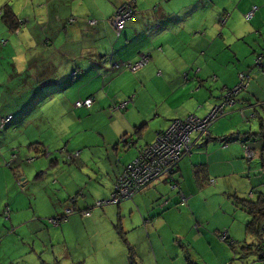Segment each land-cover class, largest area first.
<instances>
[{"label":"crops","instance_id":"crops-1","mask_svg":"<svg viewBox=\"0 0 264 264\" xmlns=\"http://www.w3.org/2000/svg\"><path fill=\"white\" fill-rule=\"evenodd\" d=\"M58 1L60 4H53L50 10L44 8L55 18L52 20L56 24L51 27L63 34H68L70 27L72 31L77 30L80 27L76 23L81 14V3L79 0ZM226 1L228 4L224 3L225 0H93V12L88 15L93 13L99 18L89 19L87 24L92 28L90 35L95 38L91 46L89 43L80 46L71 41L60 49H53L54 35L51 36L49 30L41 32L39 38L46 39L41 59L47 66H40L38 74L42 79H48L43 81L44 89L61 88L59 82L62 79L57 72L55 83H51L47 70L49 63L64 65L66 60L71 62L74 58L73 63L80 59L86 65L91 59L94 67L91 72L74 69V66L68 78L84 76L76 84L85 91L81 89L77 96L93 98L90 108L97 105L96 112L107 107L105 115L112 126L97 132L107 161L105 167L95 165L91 168L89 164L88 174H83L87 178L65 173L57 175L55 191L62 193L54 194L49 188V180H41L39 194L29 187L31 181L24 177L22 170L25 164L17 167L21 176L7 170V178L4 171L0 177L6 179L0 182V249L2 244L5 249L19 248L15 236L18 232H27L33 241L27 252L33 255L30 264H37L38 257L42 264H130L131 250L138 264H214L209 260L203 262V257L193 253L192 249L196 246L204 249L205 243L211 241L206 249L214 254L212 241L217 234L220 237L224 228H209L208 208L196 202L197 199L207 202L209 197L219 196L231 200L233 195L234 203L239 207V195L237 192L232 194L237 191L232 179L253 176L264 184L261 176L264 171L257 169L253 162L248 165L241 141L224 144L215 140L248 128L235 121L236 118L241 120L240 111L245 112L243 117L247 122L250 119L254 122L249 126L251 131L256 132L255 123H264V97L248 90L253 72H257L255 77H259L264 75V71L253 65V60L248 62L249 53L241 58L237 45L242 42L249 48L251 46L245 42L247 37L263 35L264 0ZM129 4L136 9L137 17L128 21L118 35L110 20L118 9ZM211 6L213 8L209 9ZM254 8L257 10L253 18L247 20V13ZM228 13L231 14L229 19ZM233 14L237 19H232ZM31 20L28 19L29 22ZM232 20L235 25L231 28L234 30L223 35L222 30ZM241 20L249 22L250 28L240 30ZM20 30L21 26L13 33L21 34ZM263 49L252 48L253 59ZM144 55L149 56V62L136 72L114 67L115 63L139 61ZM249 63V69L253 68L250 74H246L243 69ZM241 73L246 76L247 85L237 87ZM91 76L97 79L96 83H86L85 79ZM105 89H109L108 95L103 93ZM68 94L55 90L50 100H55L57 95L68 99ZM125 101L129 103L124 110L115 109L117 104ZM221 105H224L222 113L225 112L227 117L211 124L208 137L200 138L199 133L193 134V151L178 163V168L172 173L174 181L162 177L133 198L117 205L108 203L125 167L138 157L144 147L154 143L161 132L176 120L187 117L202 119ZM101 116L104 119V114ZM252 147L261 160L262 145L252 144ZM16 185L27 188L19 192ZM253 189L257 196L242 199L253 201L264 193L257 191L256 187H252L250 192ZM95 191L102 192L100 198L95 196ZM77 196L76 204L68 207L69 199ZM93 201L105 203L95 206ZM86 212L90 215H85ZM54 217L55 226L51 224ZM248 221L249 215L245 225ZM206 226L212 234L208 233ZM244 242L247 241H243L245 245ZM57 247H61L60 252L56 251ZM50 249L51 254L48 252ZM4 251L0 252V259L6 261L11 253L1 254ZM221 254L217 264H230L231 256L226 257L224 250ZM0 264L4 263L0 260Z\"/></svg>","mask_w":264,"mask_h":264},{"label":"rangeland","instance_id":"rangeland-1","mask_svg":"<svg viewBox=\"0 0 264 264\" xmlns=\"http://www.w3.org/2000/svg\"><path fill=\"white\" fill-rule=\"evenodd\" d=\"M78 2L81 3L79 8V14H81L79 15L76 25L80 24V27L77 30L74 29L73 31L71 30L72 27H70L68 34H63L61 32L58 33L54 27H51L56 24V22L52 20L55 18L51 17L50 12H47L44 9L46 8L47 10H50L53 4L57 6L60 4V1L0 0V112H5L4 109L7 108H12V111L16 110L15 115L18 117L16 122L19 124V127L15 128V131L10 133L11 135L15 136V140H11L10 138L5 139L4 145L2 144L0 146V150L3 149V151H5L8 149V152H12V150L9 148V144H11L13 148L18 150L16 152L13 149V152L17 153L16 156L27 160V163L22 165V170L25 173L24 177L31 181L29 187L38 194L41 193V180L43 182L49 180L51 183V187L49 188L51 189V193L54 194L57 192L55 191L57 188L54 183L57 180V175L65 173L78 175V177L81 178H87L84 177L83 174H88L86 170L89 168V164H91V168L95 165L105 167L107 161V156L104 153L105 148L97 138V132L99 130L105 128L106 126H112L111 121L105 115L107 107L104 104L105 107H103L101 111L96 112L94 110L97 109V105L93 108L87 106H77V101L81 100L84 102V98L86 97L85 96L82 98L77 96L78 92H80V90L83 88L77 85L76 82H78L84 76H79L72 80L68 78L69 71L71 72L74 66V69L80 68L83 71L86 70L87 72H91L93 70L92 68H94L91 63V59L86 65H83L80 59L76 63H73L74 58L71 59V62L66 60L64 65L57 63V66H55L54 64L49 63L50 68L47 70L50 72L51 83H55L54 76L56 72L62 80L59 82V86H61V88L47 87L45 89H48V92H46V90L42 87L43 81L48 79H42V77L38 74L40 71V66H47V64L41 59V54L44 48L42 45H44L46 42L45 38H39L41 32H46L49 30L50 35H54L53 49H60L62 48V45L68 42L70 43L71 41L75 44L78 43L80 46L84 43H89L91 46V43L94 42V35H90L92 28L87 27L89 19L99 18L96 14L92 15L93 13L88 15V13L93 12V0H79ZM224 3L228 4L226 0ZM218 6L219 2H217V7ZM7 7H10V10L17 15L18 19L22 20V24H20V31L22 32L21 34L13 33L9 25L4 21L5 8ZM211 8H213V6H211L209 9ZM33 10L35 12L32 13ZM230 16L231 14L228 13L227 18L229 19ZM28 19L32 20L29 22ZM232 19H237V15L233 14ZM243 19L245 18L243 17ZM248 23L249 22H246L245 20H241L239 26L240 30H243V27L250 28V24ZM234 25L235 23L232 20L230 25H228L226 28L223 27L224 29L222 30V34L225 35V33L233 31L234 29L231 28V26ZM74 39L77 41H74ZM245 42L251 47L248 48L242 42H238L237 45L239 54L241 58H245V54L249 53L247 55V60L248 62L253 60L251 63L255 65V58L253 59L251 49L254 48L261 50V48H264V33L263 35L259 36L256 34L254 37L250 35L246 38ZM67 48L68 47H66V50ZM57 59L60 60L59 56ZM251 63L246 64L247 67L243 69L246 74H250L249 71L253 68L252 66V68L249 69ZM56 67L58 68L57 71L55 70ZM256 73L257 72H253L251 75L252 79L249 81L250 84L248 90H251L254 93L257 92L258 97H264V75L255 77ZM100 79L102 80L101 77H98V80ZM85 81L86 83L91 81L96 83L97 79L94 78V76H91L89 79L86 78ZM74 83L76 85H74V87L70 90V87ZM239 85L243 87L247 85V81H239L238 79L237 87H239ZM55 90L57 92L63 91V93H66V95L69 92V98L65 99L64 97L61 99V95H57L55 100L51 101L52 99L50 100L51 96L49 97V95ZM84 91L82 94H84ZM103 93L108 95L109 89L103 90ZM26 101L28 103L26 106H24ZM253 102H256V100H253ZM21 107L26 108V110H19ZM101 114H104V119L102 118L103 116H101ZM43 116H45V123L40 120V118ZM226 117V115L221 116L217 120L224 119ZM235 121L239 122L240 126L247 125L249 127L254 124V122H251V119L248 122L245 120L241 122L240 119L236 118ZM33 122L38 123V129L41 133L40 135H38V132H34L32 136L30 135V133H32L34 130L32 125ZM255 126L256 127L254 130L258 131L259 122L255 123ZM3 132L0 134L4 136ZM38 136L43 140V142H45L47 147H49V152L47 155H38L36 152L30 151L28 149L30 142L34 141V139ZM260 142L263 143L264 138H261ZM242 151L243 155H245L243 149ZM93 154L95 156H90ZM244 159L248 163L246 156ZM258 160L259 159L254 153V158L252 161L257 169L261 168ZM259 162L261 163L262 161L259 160ZM4 171L5 169H0V177L4 175ZM6 173L8 178V171H6ZM261 176L262 180L264 181V173L261 174ZM38 178H41L40 181L37 180ZM0 179V182H4L6 180L2 178ZM232 181L235 183L237 188V191H233L232 194L237 192L240 199L251 196V192L253 193L252 197L257 196V193H255L256 191L254 189L250 192L252 187H256V190L259 192H264V184H260L257 178H254L253 176H244L243 178L237 177L232 179ZM26 188L27 187H18L16 185V189H18L19 192H22V190ZM94 194L100 198L102 192L98 193L95 191ZM230 199L231 200H225L222 197L213 196L209 197L207 202H203L198 199L196 202L203 203V205L208 208L209 212L206 214V217L210 220V224L208 226L211 230L220 228H224L222 229L224 231L229 230L228 232H230V236L234 240L238 241V243L234 247H231L217 234L215 236V240L212 241L214 254L211 252V250L206 249V247L211 244V241L205 243L204 249H199L196 246V248L192 249L193 253L202 256L203 262H206L205 260H209L213 261L214 264H217L221 260V258L218 256L222 255L221 250H224L226 252V257L231 256L230 264H264L263 262L258 261L254 252L242 254L244 240L251 244L255 243L256 245H258V240L255 237L251 238L247 236L245 222L248 219V214L240 207V204H238L239 207L236 206L233 200V195ZM93 203H95V201H93ZM74 204L75 202L72 199H69L68 207H73ZM221 205H224V207L220 208ZM65 207H67V204ZM218 224L222 225V227H217ZM208 226H206V230H208V233L212 234L211 230L208 229ZM231 228L233 232L231 231ZM8 237H10V235ZM15 239L18 241V245L20 247H10L9 249H5L4 244H2L0 252L2 250L5 251L1 254H4L5 252H10L11 254L10 259H7L6 261L2 259L0 260L4 264H30V257L33 255L27 254V252H29L28 249L30 248L28 247L33 244V241L28 238L27 232H18V234L15 236ZM192 240L195 241V239ZM60 250L61 247H57L56 251L60 252ZM48 252H52V249H50ZM47 255L48 254H45L44 257L48 258ZM59 258L62 259L61 256H59ZM10 260L12 261L9 262ZM32 260H34V258H32ZM37 264H42V262L39 260V257Z\"/></svg>","mask_w":264,"mask_h":264},{"label":"built area","instance_id":"built-area-1","mask_svg":"<svg viewBox=\"0 0 264 264\" xmlns=\"http://www.w3.org/2000/svg\"><path fill=\"white\" fill-rule=\"evenodd\" d=\"M256 10L257 9L254 8L249 13H247L246 19L251 20ZM136 14H138L136 9L130 5H125L115 12L110 22L113 24V27L118 35L122 33L128 21L137 17ZM263 61L264 54L256 58V65L262 70L264 69ZM148 62L149 56L144 55L139 61L135 63H115L114 67L116 69L126 68L132 72H136ZM239 77L240 81H247L245 80L246 76L243 73H241ZM128 103L129 101H125L121 104H117L115 109L120 111L124 110ZM92 104L93 98H87L84 100V102L81 100L77 101V106L79 107H91ZM223 106L224 105L214 108L209 115L202 119L189 117L184 121H174L170 128L158 135L157 140L153 144L143 148L141 153H139V156L125 167L124 171L116 182L115 189L108 203L117 205L125 199L133 198L137 193L142 192L150 184L162 177L166 178V180L172 179V173L176 171L178 163L181 161V159L193 151V134L199 133L200 138L209 135V128L213 121L218 118V114L222 112V109L224 108ZM243 148L248 161L252 160L254 158L253 150H251L247 145H243ZM252 196L253 193L251 192L250 197ZM72 200L75 202V198ZM185 202L186 199L183 203ZM104 203L105 201H101L98 202L97 205L103 206ZM85 215L88 216L90 213L86 212ZM52 221L56 222L55 219ZM220 238L223 241H228V231L223 230L220 233ZM259 259L264 263V247L262 251L260 250L259 252Z\"/></svg>","mask_w":264,"mask_h":264},{"label":"trees","instance_id":"trees-1","mask_svg":"<svg viewBox=\"0 0 264 264\" xmlns=\"http://www.w3.org/2000/svg\"><path fill=\"white\" fill-rule=\"evenodd\" d=\"M5 9L6 10H5L4 21L9 25L12 32H15L20 27L21 22L18 19L17 15L10 10L11 9L10 7H7ZM226 14L227 13H225L224 15H226ZM113 15H112V17H113ZM91 24H92V21H91L90 25ZM262 54H264V49L256 55L255 65L257 64L256 58L261 56ZM263 63H264V61H263ZM263 71H264V69H263ZM45 90H46V92L49 91L47 89H45ZM53 92L49 95V97L53 95ZM27 103L28 102L26 101L24 106H26ZM23 107L19 108V110L25 111L26 108H23ZM4 110H5V112H0V133L4 131L3 132L4 136L0 134V146L2 144L4 145V140L7 138L8 139L10 138L11 140H15V136L11 135L10 133L15 131L14 130L15 128L19 127V124L16 122V120L18 118L17 115H15L16 110L12 111V108H10V109L7 108ZM222 112L220 114H218L219 115L218 117H221L222 115L225 114V112L224 113H222ZM243 113H245V112L244 111L239 112V115L241 117V121H243V120L246 121V119H244V117H243ZM44 118H45V116L41 117L40 120L45 123ZM188 118L189 117H187V119ZM184 120L185 119H182V121H184ZM215 121H213V122H215ZM259 124H260V130H258L256 132L251 131L250 127H248L247 129H245L243 131L239 130L235 133H231V134H227V135L218 137L215 140H219L221 142H224V144H228L229 142H233V141H241L242 147H243V145H247L248 147H250L251 150H253L252 144L254 146L261 144L262 145V149H261L262 167L261 168H262V171H264V148H263L264 142L263 143L260 142V139L264 138V123L262 121H259ZM32 125L34 127V130L32 133H30V135L32 136V134L34 132H38V135H40L41 133L39 132V129H38V126H39L38 123L33 122ZM209 130H210V128H209ZM28 146H29L28 149L30 151H34L38 155L44 156V155H47V153L49 152V150H48L49 147H47L45 142H43V140L41 138H39V136L36 137L34 139V141L30 142V144ZM32 146H33V148H32ZM9 148L12 150V152H8L9 151L8 149H6L5 151H3V149L0 150V169H5V171L11 170L13 175L21 176V171H18L19 168H17V167L21 166L22 164L27 163V160L26 159H20V157L16 156L17 155L16 152L18 150L16 148H13L11 146V144H9ZM13 149L16 152H13ZM243 150H244V148H243ZM253 152L256 155L255 150H253ZM139 153H141V151ZM244 158H245V155H244ZM18 160L20 161V163H17ZM252 160L248 161L249 166L252 165V162H253ZM177 168H178V165H177ZM170 181H174V179L172 178V179H170ZM19 184H20V186L22 185L21 183H19ZM78 197L79 196H77L75 198V204L78 200ZM238 202L239 203H237V204H240V207L242 209H244L249 215V221L246 224L247 236H249L251 238L255 237L258 240V245H256L255 243L251 244V243L244 242L245 245L243 247L242 254H248L249 252H254L257 259L260 260L259 259V252H260V250L262 251V249L264 247V241H263V239H264V193L260 194L259 197L255 201H251L248 199H238ZM94 205L98 206L97 202H95ZM55 218L56 217H54V219ZM51 224L55 226V223L53 221H51ZM226 242L231 247H234L238 243V241H234L231 237H229L228 241H226ZM133 255H134V253L131 250V255L129 256L130 264H138L135 261V259H134L135 257Z\"/></svg>","mask_w":264,"mask_h":264},{"label":"clouds","instance_id":"clouds-1","mask_svg":"<svg viewBox=\"0 0 264 264\" xmlns=\"http://www.w3.org/2000/svg\"><path fill=\"white\" fill-rule=\"evenodd\" d=\"M209 134H210V132H209ZM209 135H207L206 137H208ZM182 160V159H181ZM250 197V196H249ZM250 198H253V197H250ZM75 205V204H74ZM76 207V206H75ZM230 237V236H229ZM226 242V241H225ZM258 261H260V260H258Z\"/></svg>","mask_w":264,"mask_h":264}]
</instances>
